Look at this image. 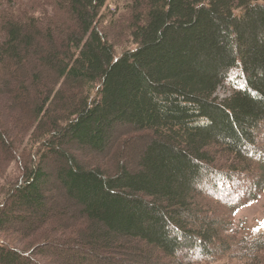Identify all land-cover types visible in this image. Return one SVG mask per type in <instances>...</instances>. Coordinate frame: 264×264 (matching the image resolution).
<instances>
[{
    "label": "trees",
    "instance_id": "trees-1",
    "mask_svg": "<svg viewBox=\"0 0 264 264\" xmlns=\"http://www.w3.org/2000/svg\"><path fill=\"white\" fill-rule=\"evenodd\" d=\"M49 1L47 22L0 20V180L23 165L0 185V264L223 254L264 188V0H132L106 26V0ZM237 243L264 253V233Z\"/></svg>",
    "mask_w": 264,
    "mask_h": 264
},
{
    "label": "rangeland",
    "instance_id": "rangeland-1",
    "mask_svg": "<svg viewBox=\"0 0 264 264\" xmlns=\"http://www.w3.org/2000/svg\"><path fill=\"white\" fill-rule=\"evenodd\" d=\"M131 2L132 0H106L99 13V21L101 22L100 25L103 24L106 26L111 19H116L119 16H128L127 10L130 7ZM9 11H12L15 15H17L19 12H25L26 14L35 13V16L39 20L47 22L51 16L50 12L54 11V7L49 0H0V20ZM123 46L129 48L134 47L132 45H129V42L126 39H124L123 41ZM119 51L120 50H118V52ZM237 75V72H232L228 80L217 89L215 95L219 100L224 99L233 89L238 88L242 85V79ZM255 144L258 151L264 152V123L262 124L260 134ZM18 156L16 155L14 157L15 160L13 161H9L10 158H8L2 164V167L5 170V178H3V180H0V185L2 183H5L6 178L9 180L15 177V175H21V172L23 170L21 169V166L23 165L22 159H20V157ZM253 166L256 171H261L262 166L260 165V167H258V163L253 162ZM236 193L238 195L242 194L241 192ZM209 202L210 203L208 206V210L218 208L217 213L220 215L221 212L219 208H221L222 204L220 205L219 203L212 201L211 199H209ZM67 210L68 214H70L71 210H69V208ZM262 221H264V188L262 189V191H260L255 199L248 200L242 203L238 210L235 211L232 217H230V219L228 220L230 228L229 231L225 232V234L228 236V239L222 238L221 240L224 243L222 247H226L227 245H229V249H215L216 251H218V253L221 251H224V253L217 254L213 257L205 256L202 260H192L188 264H251L252 262L263 264L262 258L264 259V253H261V255L260 253L253 254L250 249H244L242 251L241 248L243 244L237 243L235 245V243L240 239L245 238L246 240H249L259 234H263L264 228L261 227ZM42 237L43 233H41L36 240H40ZM51 251L53 259L57 258L58 251ZM111 252L114 254L110 256L112 257L110 261H114L119 257H123L121 256V253H117L115 251ZM187 252L188 251H186L185 249L181 252H178V258L181 259V261L186 260L183 257H180L179 254H187ZM132 253V256H125L120 260V262H116V264H157L155 260L149 263L146 262L143 258L135 256L134 252ZM102 254L104 253L102 252ZM38 259L41 264H51V262L47 263L50 258L47 260V258L39 257ZM162 261L166 260L161 258L159 262L161 263Z\"/></svg>",
    "mask_w": 264,
    "mask_h": 264
},
{
    "label": "snow or ice",
    "instance_id": "snow-or-ice-1",
    "mask_svg": "<svg viewBox=\"0 0 264 264\" xmlns=\"http://www.w3.org/2000/svg\"><path fill=\"white\" fill-rule=\"evenodd\" d=\"M261 227L264 228V221L261 222Z\"/></svg>",
    "mask_w": 264,
    "mask_h": 264
}]
</instances>
